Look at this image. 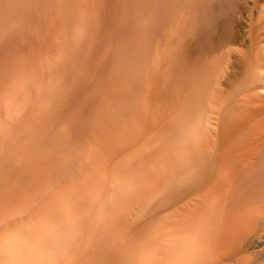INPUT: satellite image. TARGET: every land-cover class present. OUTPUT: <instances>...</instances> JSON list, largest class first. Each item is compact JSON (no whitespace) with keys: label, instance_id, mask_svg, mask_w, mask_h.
Wrapping results in <instances>:
<instances>
[{"label":"rangeland","instance_id":"374dc122","mask_svg":"<svg viewBox=\"0 0 264 264\" xmlns=\"http://www.w3.org/2000/svg\"><path fill=\"white\" fill-rule=\"evenodd\" d=\"M182 1L189 34L194 5ZM176 3L0 0V264H163L189 242L185 264H264L262 127L225 149L250 105L222 108L205 142L217 165L186 194L168 187L181 167L169 144L202 85L181 55ZM60 201L77 221L69 236Z\"/></svg>","mask_w":264,"mask_h":264},{"label":"bare ground","instance_id":"6f19581e","mask_svg":"<svg viewBox=\"0 0 264 264\" xmlns=\"http://www.w3.org/2000/svg\"><path fill=\"white\" fill-rule=\"evenodd\" d=\"M176 2V6L181 4V13H177L178 31L182 40L181 55L188 60L192 73L197 77L196 80H201L202 85L195 90V100L192 104L194 109L177 124L169 144L177 153L181 167L174 177L175 181L168 187L177 191L174 197L186 194L196 185L200 168L207 167L208 163H212V167L217 165H214L216 160L213 158L214 163L206 161V138L211 129L216 134L219 133L221 119L227 110L223 112L222 108L239 105L251 106L249 108L253 116L252 123L243 121L230 125L229 130L224 131V136L226 131H230V135L225 137L231 140L230 149L228 146L225 148V144L224 148L230 150L229 153H237L240 149L239 132L248 124L262 127L255 140L254 155L257 160L252 162H255L258 179L264 181V0H188L192 8L194 5L189 34L183 30L184 3L182 0ZM216 138L214 140L217 141ZM224 148L221 150V156L223 154L228 157L225 156L228 153L226 154V150L224 153ZM214 154L216 159V153ZM196 160L200 161L198 168L192 166ZM55 216L64 222L67 228L66 236H69L77 221L68 215L65 201L59 202ZM193 228L195 231V227ZM44 229L47 234L57 233L52 224H45ZM32 235L38 236V233ZM59 235L61 237L62 234ZM186 246L185 250L178 251L175 257L164 260L163 264H185L192 261V258L196 259L195 242H189Z\"/></svg>","mask_w":264,"mask_h":264}]
</instances>
